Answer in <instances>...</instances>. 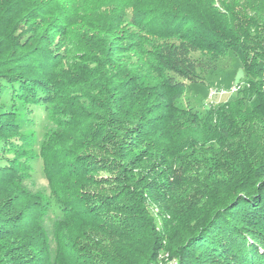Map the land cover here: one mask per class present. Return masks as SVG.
I'll return each mask as SVG.
<instances>
[{
  "label": "trees",
  "instance_id": "1",
  "mask_svg": "<svg viewBox=\"0 0 264 264\" xmlns=\"http://www.w3.org/2000/svg\"><path fill=\"white\" fill-rule=\"evenodd\" d=\"M224 1L0 0V81L52 123L37 155L35 130L0 113L13 154L0 264H264V5L240 15ZM197 52H232L247 76L203 111L178 104ZM79 73L87 90L69 89ZM37 156L59 210L52 239L49 201L25 186Z\"/></svg>",
  "mask_w": 264,
  "mask_h": 264
},
{
  "label": "rangeland",
  "instance_id": "2",
  "mask_svg": "<svg viewBox=\"0 0 264 264\" xmlns=\"http://www.w3.org/2000/svg\"><path fill=\"white\" fill-rule=\"evenodd\" d=\"M213 2L217 3L215 6L219 11L221 10L222 12L225 9L220 5V2H217V0H213ZM224 4L235 5V11H238L240 15L241 12L244 11L248 14H252L253 9L258 10L260 5H264V0H225ZM205 17L207 19H212L208 13ZM215 23L218 25L217 27L220 26V23L217 20H215ZM227 24L233 23H231V20H228ZM234 29L236 30V28ZM16 36H19L23 41L29 40V34L26 31H18ZM97 36L98 35L89 37L91 40H95V45L99 43V37ZM100 40H107L108 42L110 39L101 38ZM34 43L35 40H31L30 43H28V47L32 46ZM82 47L83 44H81L80 40H75V42L72 43L70 46V51L66 55V59L63 61V67L65 71H67V67H69L72 59H74L76 50L78 51V49H81ZM81 51L82 49L80 52ZM191 57L194 60L197 77L193 81L186 82V91L178 101L180 107H191L193 109L203 111L206 106L229 100L232 94L244 87L247 76L243 70L242 64L234 57L232 52H225V54L219 58L215 56L216 59L214 56H211L209 53L205 52L194 53ZM70 78L73 80V84L75 85L71 83V87H69V89L87 90L86 87H83V85H87V82H85L87 77L79 73V76L72 74ZM13 88L16 89V87L7 85L5 82L0 81V113L14 108V112H16V118L20 119L22 124H29L27 125L29 130L26 134H29L32 130H35L36 143L33 145V149L38 155L43 136L47 129L52 127V123L49 120V115L43 111L41 106L35 108L32 105H23L21 102L17 101ZM12 157L13 154L4 151L2 144H0V165L4 164ZM31 167V177L30 180L25 183V186L34 193L40 192L43 197L49 201L50 206L44 223L52 239V224L55 217L59 214V210L51 198L50 189L44 177L42 161L38 156L32 162ZM149 210L150 214L154 217L156 226L159 230L161 228L160 210L153 204H151ZM51 248L54 250V242L51 244ZM167 258L168 254H160L161 261H165ZM163 261L161 264H163Z\"/></svg>",
  "mask_w": 264,
  "mask_h": 264
}]
</instances>
